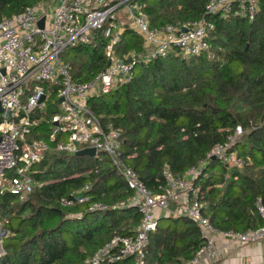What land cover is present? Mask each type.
I'll use <instances>...</instances> for the list:
<instances>
[{"label":"trees","instance_id":"1","mask_svg":"<svg viewBox=\"0 0 264 264\" xmlns=\"http://www.w3.org/2000/svg\"><path fill=\"white\" fill-rule=\"evenodd\" d=\"M208 0H140L151 27L179 25L206 16ZM52 0H0V22L28 6ZM213 28L209 48L198 56L166 57L133 68L131 79L93 97L87 106L102 127L120 132V159L151 191L163 184V172L181 177L203 162L199 198L220 231L244 232L264 226L256 204L264 206V8L253 21L208 16ZM125 31L115 47L118 57L132 51L141 58L142 42ZM66 49L61 60L74 80H89L108 65L106 40ZM55 89L45 110L36 113L47 131L56 113ZM53 94V95H52ZM242 135L233 150L240 168L209 157L235 128ZM31 176L42 183L23 200L0 192V222L6 230L0 264H83L115 236L134 233L142 214L134 205L119 207L134 192L108 156L48 152ZM88 198L76 203L75 197ZM64 202H70L65 204ZM102 204L104 210L91 209ZM203 245L199 227L189 218L161 214L148 239L145 264H180Z\"/></svg>","mask_w":264,"mask_h":264},{"label":"built area","instance_id":"2","mask_svg":"<svg viewBox=\"0 0 264 264\" xmlns=\"http://www.w3.org/2000/svg\"><path fill=\"white\" fill-rule=\"evenodd\" d=\"M264 8V0H208L206 16L179 25L151 27L140 0H52L51 7L33 4L0 22V192L7 191L20 201L42 183L30 172L48 152L71 155L82 148H94L108 156L134 192L119 207L134 205L142 214L134 233L115 236L98 248L83 264H145V250L150 234L161 214L175 213L192 220L200 229L203 245L180 264L204 263L211 254L216 238L240 245L264 240V226L247 230L220 231L209 220V206L199 198L198 180L205 164L198 163L178 177L163 172V184L156 192L149 190L136 173L120 159V132L108 125L102 127L88 108L93 97L112 91L128 82L133 68L142 63L166 57L171 52L182 57L198 56L209 48L208 33L213 28L208 16L236 17L253 21ZM43 18V26H38ZM182 29H185L184 31ZM130 30L142 42L144 55L138 59L132 51L118 57L115 47L122 34ZM105 40L107 67L89 80H74L61 54L78 45ZM51 89L58 103L47 131L38 127L36 113L45 110ZM61 98V101L59 99ZM242 135L237 126L224 143L216 144L209 154L229 168L244 164L233 146ZM6 175H9L6 179ZM88 200L75 197L76 203ZM70 204V202H64ZM175 206V209H172ZM264 219V206L256 204ZM91 209L104 210L102 204ZM6 230L0 222V258L5 255L3 239ZM264 264V263H261Z\"/></svg>","mask_w":264,"mask_h":264},{"label":"crops","instance_id":"3","mask_svg":"<svg viewBox=\"0 0 264 264\" xmlns=\"http://www.w3.org/2000/svg\"><path fill=\"white\" fill-rule=\"evenodd\" d=\"M204 263L208 264H261L264 263V240L240 245L238 242L216 238L211 254Z\"/></svg>","mask_w":264,"mask_h":264},{"label":"water","instance_id":"4","mask_svg":"<svg viewBox=\"0 0 264 264\" xmlns=\"http://www.w3.org/2000/svg\"><path fill=\"white\" fill-rule=\"evenodd\" d=\"M38 26H39L40 28H42V26H43V18H42L41 20H39V22H38ZM182 30L184 31L185 29H182ZM109 62H110V61H108V64H109ZM59 101H61V98L59 99ZM0 110H1V107H0ZM74 155H75V156H84V155H87V156L92 157V156L97 155V153H96V151H95L94 148H82V149L77 150V151L74 153ZM211 158L214 159V157H211Z\"/></svg>","mask_w":264,"mask_h":264},{"label":"rangeland","instance_id":"5","mask_svg":"<svg viewBox=\"0 0 264 264\" xmlns=\"http://www.w3.org/2000/svg\"><path fill=\"white\" fill-rule=\"evenodd\" d=\"M128 39H132L134 38V34L133 33H130L128 36H127ZM53 95V94H52ZM9 175H6V179H8ZM172 209H175V206L173 207L172 205ZM173 215H176L175 213H171Z\"/></svg>","mask_w":264,"mask_h":264}]
</instances>
